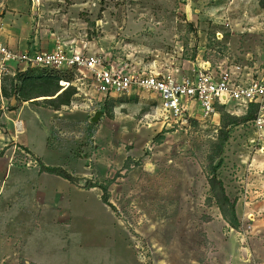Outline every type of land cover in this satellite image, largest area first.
<instances>
[{
	"label": "rangeland",
	"instance_id": "rangeland-1",
	"mask_svg": "<svg viewBox=\"0 0 264 264\" xmlns=\"http://www.w3.org/2000/svg\"><path fill=\"white\" fill-rule=\"evenodd\" d=\"M0 44L73 49L140 74L194 77L210 67L247 83L264 78V8L259 0H0ZM68 76L0 58V264H264V113L233 125L251 106L231 102L205 118L193 105L171 125L152 92L105 101L89 79L70 87L71 103L58 111L45 101L57 95L23 101ZM213 162L237 229L210 191ZM43 165L66 167L77 182L41 177Z\"/></svg>",
	"mask_w": 264,
	"mask_h": 264
},
{
	"label": "built area",
	"instance_id": "built-area-1",
	"mask_svg": "<svg viewBox=\"0 0 264 264\" xmlns=\"http://www.w3.org/2000/svg\"><path fill=\"white\" fill-rule=\"evenodd\" d=\"M0 58L4 63L26 68L68 73V77L59 80L61 91L89 79L105 101L116 96L130 97L140 91L152 92L160 101L162 117L166 122L172 119L175 125L184 122L186 111L193 105L200 108L205 118L215 116L218 108H224L231 102L247 108L257 105V122L264 113V78L237 82L228 72L218 73L210 67L199 70L194 77L132 73L116 69L100 57L62 47L53 52L28 53L14 52L0 44ZM2 71L7 72V67L3 66Z\"/></svg>",
	"mask_w": 264,
	"mask_h": 264
},
{
	"label": "trees",
	"instance_id": "trees-1",
	"mask_svg": "<svg viewBox=\"0 0 264 264\" xmlns=\"http://www.w3.org/2000/svg\"><path fill=\"white\" fill-rule=\"evenodd\" d=\"M259 2L261 3V5L264 8V0H259ZM72 78V76H71ZM61 79V77H57V78H53V79H48L51 81H54V86H52V88H50V90H46V91H42L40 92L41 95L39 96H35L33 94V92H26L23 93V101L24 102H29L31 100H34L38 97H55L57 95V97L52 98V99H48L45 100L47 103L50 104V106H52L55 110H60L61 107L63 106H69L71 103V99L75 94V88H69L66 91L58 94L61 91V87L58 85L59 80ZM48 91V92H47ZM4 97H7L8 95L6 93H3ZM257 114H258V106L257 105H251L250 110L248 111L247 115L242 117V118H235L234 121H232L231 123L233 125H238L240 123H246L249 122L251 120H255L257 118ZM228 134H229V130L224 127L223 130L221 131V136H220V140H219V144H220V149L222 148V146L224 145V143L227 141L228 138ZM212 169H211V173L212 176L209 178V185H210V191L213 195V198L216 200V203L218 205V208L220 209L223 217L225 220H227V222H229V224L232 226V228L237 229L238 224H237V218H236V212H235V207L234 204L231 203L229 197L226 195L225 192V188H224V184L223 182L217 178L216 173L219 170L220 167V162H218L217 164H215V162L212 163ZM215 164V165H214ZM42 172H47L49 174L52 175H57L63 179H65L66 181H69L72 184H75L77 182V178L73 177L71 174H69L67 171H65L64 169L61 168H54V167H46V166H42L41 167ZM101 189L104 191V196H103V201L105 202V204H107L108 201V191H107V187L105 186H101ZM229 214L231 215V218L229 217Z\"/></svg>",
	"mask_w": 264,
	"mask_h": 264
},
{
	"label": "crops",
	"instance_id": "crops-1",
	"mask_svg": "<svg viewBox=\"0 0 264 264\" xmlns=\"http://www.w3.org/2000/svg\"><path fill=\"white\" fill-rule=\"evenodd\" d=\"M66 91V90H65ZM62 92H64V91H61L60 93H62ZM45 98V97H44ZM52 99V98H51ZM28 151H30V150H28ZM30 153V152H29ZM34 155V154H33ZM35 156V155H34ZM36 157V156H35ZM14 167V166H13ZM13 167H12V165H10L9 167H8V169H7V172L5 173V175H4V177H5V179H4V182H6V183H9V180L7 179V177H8V175H10L11 173H12V169H13ZM54 168H56V167H54ZM60 168V167H59ZM66 167H64V168H61V169H64L65 171H67L66 169H65ZM41 173H43L42 175H41V177H50V176H52V177H54V175H52V174H49V173H47V172H41ZM69 173V172H68Z\"/></svg>",
	"mask_w": 264,
	"mask_h": 264
},
{
	"label": "water",
	"instance_id": "water-1",
	"mask_svg": "<svg viewBox=\"0 0 264 264\" xmlns=\"http://www.w3.org/2000/svg\"><path fill=\"white\" fill-rule=\"evenodd\" d=\"M99 115H101V114L99 113L98 116H99ZM98 116H95L94 121L97 119Z\"/></svg>",
	"mask_w": 264,
	"mask_h": 264
}]
</instances>
